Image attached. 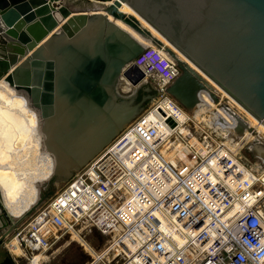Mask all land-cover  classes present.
<instances>
[{"label": "built area", "instance_id": "built-area-1", "mask_svg": "<svg viewBox=\"0 0 264 264\" xmlns=\"http://www.w3.org/2000/svg\"><path fill=\"white\" fill-rule=\"evenodd\" d=\"M128 67L143 76L137 88L155 92L151 106L16 226L5 245L14 262L93 230L107 239L96 257L108 264H264V162L241 156L245 141L225 145L203 92L191 112L167 93L181 73L173 59L145 45ZM214 94L233 121L230 101Z\"/></svg>", "mask_w": 264, "mask_h": 264}, {"label": "water", "instance_id": "water-1", "mask_svg": "<svg viewBox=\"0 0 264 264\" xmlns=\"http://www.w3.org/2000/svg\"><path fill=\"white\" fill-rule=\"evenodd\" d=\"M63 1L0 0V80L49 108L43 145L54 157L51 181L68 182L153 99L150 87L137 88L143 76L134 67L124 71L144 42L165 48L140 19L264 127V0H111L102 15L72 11ZM122 4L136 15L122 13ZM165 52L181 71L167 93L184 110L199 105L202 91L218 103L212 85ZM121 75L137 88L130 96L118 93ZM139 90L148 96L138 101ZM235 122L237 133H254ZM257 147L246 150L264 158ZM18 223L0 195V242Z\"/></svg>", "mask_w": 264, "mask_h": 264}, {"label": "bare ground", "instance_id": "bare-ground-1", "mask_svg": "<svg viewBox=\"0 0 264 264\" xmlns=\"http://www.w3.org/2000/svg\"><path fill=\"white\" fill-rule=\"evenodd\" d=\"M102 4H104V6L99 7L96 5L95 9L93 8L91 10L81 13H90L89 15H102L104 13L105 6L110 5L111 1ZM120 11L124 14L136 15V13L133 12L126 4H122V6L120 7ZM140 22L145 28H147L152 33L154 37H156L163 43V47L165 48L156 47L149 41L144 42V45L157 48L160 53L166 57L169 56L165 52V49L169 48L173 50L181 61L188 63L190 67L194 69V71H196L199 75L202 76V74L196 67L191 65L189 61L180 52L175 50L174 47L169 44L162 36H160L153 28H151L147 23H145L141 19ZM115 23L126 31H128L135 39H139V36L137 34L128 30L120 22L115 21ZM202 77L208 83L213 85L215 90L219 94H222L221 99H224V97H226L229 98V101L232 100L230 102L231 104L229 105L233 107L232 111L234 112L233 115H235L233 116V121L230 120L229 117H227V114L224 113L223 107L219 108L218 106H216L210 96L206 92L202 91L205 96L202 102H204L206 110H208V112L211 111L209 113L215 114L219 119V123L221 122L222 124V135H224V139L227 140L225 145L231 151H235L237 147H240L241 144L247 140L250 141L249 143L247 142V145H251L252 147H257L258 145L257 150L260 152L264 151V127L259 122H257L250 114H248L241 106H239L232 98H230L224 91H222L217 85H215L207 77ZM124 82L126 83V85L128 84L126 81ZM0 83H3L9 88L16 90L18 93L26 94L31 100V106L42 112L43 122L40 129L38 130V133L44 135L45 129L48 125L50 118L49 108L43 103V101L39 99H32L25 91L15 89L8 82H6V80L2 79L0 80ZM136 89L137 88H134L133 90L135 91ZM232 102L235 103L232 104ZM201 108H203V106L200 107L198 110H200ZM241 114L243 115V117L241 116ZM224 118L227 119V121L230 120V122L233 123L232 126H227V123ZM236 118L241 119L249 127L254 129V133H246V131L244 130H240V132L238 131L239 133H237V129L239 130V128L234 123ZM2 131L3 128L2 126H0V149H2L3 147ZM227 131L232 134V136H236L239 141H243L236 144L232 140H229L227 134L225 133ZM7 132L8 145L10 146L12 151L17 155L18 159H22V165L19 171H17L15 167H8L7 165H4L2 161H0V195L2 199V204L5 210H7L6 212H8V214L12 217L19 215L18 213L21 211H29L34 205H36L41 196V187L51 181L53 172V161L49 159L50 155L45 151L43 142L37 143V137L32 135H28L27 138H25V130L16 126L14 122L8 125ZM256 134L257 137H255ZM196 142L198 143L199 141L197 140ZM231 143L234 144L231 145ZM9 160H11V156H9ZM17 249L18 248L13 249L14 253H19L18 255H21V250L18 249L17 251ZM37 259H42V264L44 260H47V257L40 255L39 257H37ZM37 259L31 264H40ZM94 260L96 263L98 262L99 258L95 256Z\"/></svg>", "mask_w": 264, "mask_h": 264}, {"label": "rangeland", "instance_id": "rangeland-1", "mask_svg": "<svg viewBox=\"0 0 264 264\" xmlns=\"http://www.w3.org/2000/svg\"><path fill=\"white\" fill-rule=\"evenodd\" d=\"M97 2H101V1H96V0H64L63 1V3L65 5L69 6L70 9L72 11H75V12H81V11L85 12V11H88V10L95 8L96 5L99 7L104 6V4H100ZM117 89H118V93L124 97L130 96L131 93H133V91H134L133 90L134 88L130 84L126 85V83L124 81H121L118 84ZM147 95L148 94L145 93L143 90H139L137 100L139 101L142 98H146ZM224 99L229 100V98H226V97H224ZM233 103H235V102H232V104ZM151 104H152V100L142 103L141 109H143V110L140 112V114L138 116H140L147 109H149ZM209 112H211V111H209ZM241 116L243 117L242 114H241ZM227 132H225V133H227ZM233 138H234V136H232V134H230L228 136L229 140H232ZM237 140H238V138H237ZM224 141L226 142L227 140L224 139ZM228 142H231V141H228ZM247 142L249 143L250 141L244 142L245 146L240 151L241 156L245 160H247V162H249L250 164H255V163L262 164L264 162V158L258 157L252 153L250 154L247 152V150H246L248 147ZM234 143H231V145ZM66 184H67V181H54V180H52V181L46 183L45 185H43L41 187L40 199L38 200L36 205H34L29 211H21L20 215H18V216H15V217L10 216L12 222L15 223L16 221L19 220L18 225L25 223L37 210L45 207L48 204V202L59 191H61L66 186ZM10 238H11V234L8 238H6L2 242H0V253L2 256L6 257L7 255H9L11 257V254L8 252V250L5 246V245H8L7 243L9 242ZM106 244H107V239L105 237L101 236L96 231H93V230L90 234L85 232V235H83L81 237H77L74 235H65L59 239V241L56 243V245H54L52 247V249L46 255H43V256L47 257V260H44L42 264H108V263H106V261H99V262L95 263V260H94L95 256L103 251ZM17 251H18V249H17ZM18 254L19 253H16V255H18ZM15 264H26V260L23 257H17V258H15Z\"/></svg>", "mask_w": 264, "mask_h": 264}, {"label": "clouds", "instance_id": "clouds-1", "mask_svg": "<svg viewBox=\"0 0 264 264\" xmlns=\"http://www.w3.org/2000/svg\"><path fill=\"white\" fill-rule=\"evenodd\" d=\"M14 122L16 126L25 130V138L28 135L36 136L37 143H42L46 137L38 133L43 114L40 110L31 106V100L26 94L18 93L16 90L0 83V126H2L3 147L0 149V161L8 167H15L19 171L22 159L12 151L7 143V127ZM11 156V160H9ZM54 163V157L49 156Z\"/></svg>", "mask_w": 264, "mask_h": 264}, {"label": "trees", "instance_id": "trees-1", "mask_svg": "<svg viewBox=\"0 0 264 264\" xmlns=\"http://www.w3.org/2000/svg\"><path fill=\"white\" fill-rule=\"evenodd\" d=\"M96 1L108 2L110 0H96ZM0 264H15V262L12 259V257H10L9 255H7L6 258Z\"/></svg>", "mask_w": 264, "mask_h": 264}, {"label": "crops", "instance_id": "crops-1", "mask_svg": "<svg viewBox=\"0 0 264 264\" xmlns=\"http://www.w3.org/2000/svg\"><path fill=\"white\" fill-rule=\"evenodd\" d=\"M78 11V10H77ZM83 12V11H81ZM21 212H19L18 214L20 215ZM10 216V215H9ZM18 216V215H17ZM12 217H15V216H12ZM16 254V253H15ZM6 257L5 256H2L1 253H0V263L5 259Z\"/></svg>", "mask_w": 264, "mask_h": 264}, {"label": "flooded vegetation", "instance_id": "flooded-vegetation-1", "mask_svg": "<svg viewBox=\"0 0 264 264\" xmlns=\"http://www.w3.org/2000/svg\"><path fill=\"white\" fill-rule=\"evenodd\" d=\"M152 98H154L153 96L155 95V92L152 91L150 94H149ZM148 96V95H147Z\"/></svg>", "mask_w": 264, "mask_h": 264}]
</instances>
